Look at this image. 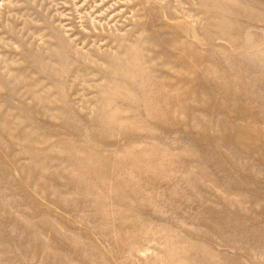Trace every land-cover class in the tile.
Segmentation results:
<instances>
[{
	"label": "rangeland",
	"instance_id": "1",
	"mask_svg": "<svg viewBox=\"0 0 264 264\" xmlns=\"http://www.w3.org/2000/svg\"><path fill=\"white\" fill-rule=\"evenodd\" d=\"M0 264H264V0H0Z\"/></svg>",
	"mask_w": 264,
	"mask_h": 264
}]
</instances>
